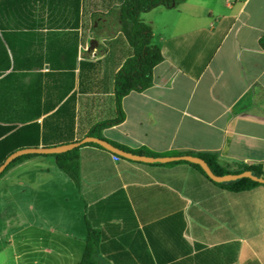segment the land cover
I'll list each match as a JSON object with an SVG mask.
<instances>
[{"label": "crops", "instance_id": "obj_1", "mask_svg": "<svg viewBox=\"0 0 264 264\" xmlns=\"http://www.w3.org/2000/svg\"><path fill=\"white\" fill-rule=\"evenodd\" d=\"M120 3L0 0V161L115 118L114 76L131 55ZM141 19L163 61L102 138L264 167V0H181ZM78 160L79 187L51 156L0 177V264H79L88 226L98 264H264V186L233 193L189 165L93 146Z\"/></svg>", "mask_w": 264, "mask_h": 264}, {"label": "trees", "instance_id": "obj_2", "mask_svg": "<svg viewBox=\"0 0 264 264\" xmlns=\"http://www.w3.org/2000/svg\"><path fill=\"white\" fill-rule=\"evenodd\" d=\"M181 0H120V21L121 29L128 44L131 48V55L124 61L118 72L114 76L113 80V98L115 105V118L95 124L87 136L102 139L101 132L109 127L116 126L122 123L125 119V114L122 109V99L131 92H142L152 86L153 81V69L156 65L163 61L161 51L158 46L153 43V34L151 28L146 25L142 19V14L148 13L151 10L163 7L171 8L174 7ZM107 141V140H105ZM113 146L136 155L162 157V156H177L178 153H167V154H156L149 152L146 149L131 150L124 146L118 145L114 142L107 141ZM82 146H93L98 149L105 150L104 148L96 144H84ZM74 148L73 150L51 155H37V154H26L21 155L14 160L5 168L0 174V177L7 171L12 165L20 162L24 159L31 158L34 156H51L54 158L56 167L62 171L76 187L80 184V171H79V160L78 151L82 147ZM108 152V151H107ZM110 153V152H109ZM112 154V153H111ZM113 156L123 159L119 156L112 154ZM204 160L214 175L223 176L227 174H238L241 172L248 171L254 177L264 178V167L260 165L256 166H237L234 170L228 165H221L218 161L217 155L215 154H196L193 155ZM5 158L0 161L3 163ZM176 164H186L195 169L200 173L206 180L210 181L220 189L238 193L251 190L258 186H264L247 178L237 179L230 182L217 183L210 180L204 171L197 164L188 162H171L166 164H157L164 166H171ZM99 242L98 231L88 226L86 245L84 253L79 264H98L93 254Z\"/></svg>", "mask_w": 264, "mask_h": 264}, {"label": "water", "instance_id": "obj_3", "mask_svg": "<svg viewBox=\"0 0 264 264\" xmlns=\"http://www.w3.org/2000/svg\"><path fill=\"white\" fill-rule=\"evenodd\" d=\"M84 144H96L108 152L119 156L123 159L134 161V162H140V163H146V164H166L171 162H188L192 164H197L200 166V168L204 171V173L207 175V177L212 180L213 182L222 183V182H230L235 181L237 179L241 178H247L252 181H255L259 184H264V178H257L254 177L250 172L245 171L238 174H227L223 176H217L212 173V171L207 166L206 162L202 160L199 157L193 156V155H179V156H162V157H152V156H144V155H136L131 152L123 151L109 142L98 139L91 136H85L81 140L77 142H72L65 145L55 146V147H48V148H31V149H22L18 150L12 154H10L4 162L0 165V174L5 170V168L11 163L12 160L15 158L26 155V154H37V155H51V154H59L64 153L70 150H73L74 148H78Z\"/></svg>", "mask_w": 264, "mask_h": 264}]
</instances>
